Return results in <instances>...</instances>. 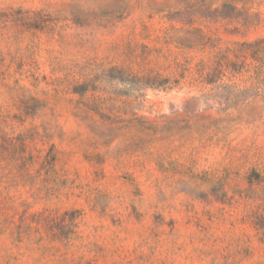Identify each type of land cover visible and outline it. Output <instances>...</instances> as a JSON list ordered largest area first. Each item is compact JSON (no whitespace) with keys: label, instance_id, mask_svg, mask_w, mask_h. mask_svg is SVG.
<instances>
[{"label":"rangeland","instance_id":"obj_1","mask_svg":"<svg viewBox=\"0 0 264 264\" xmlns=\"http://www.w3.org/2000/svg\"><path fill=\"white\" fill-rule=\"evenodd\" d=\"M0 74V264H264V0H0Z\"/></svg>","mask_w":264,"mask_h":264},{"label":"trees","instance_id":"obj_2","mask_svg":"<svg viewBox=\"0 0 264 264\" xmlns=\"http://www.w3.org/2000/svg\"><path fill=\"white\" fill-rule=\"evenodd\" d=\"M262 42V40L260 41ZM248 45V44H245ZM4 79L5 76L0 74V86L4 85ZM76 93L79 91L75 90ZM18 113L14 114L11 119L17 120L18 122H23L26 118L32 117L34 115V110L31 107H28L27 104H25L24 108H17ZM9 118L8 115H5L3 112L0 111V134L2 133L3 125L6 123V120ZM1 137V136H0Z\"/></svg>","mask_w":264,"mask_h":264}]
</instances>
